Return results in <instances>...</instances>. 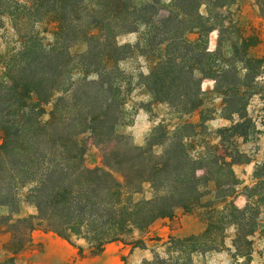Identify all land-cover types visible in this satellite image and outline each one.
<instances>
[{"label":"trees","instance_id":"1","mask_svg":"<svg viewBox=\"0 0 264 264\" xmlns=\"http://www.w3.org/2000/svg\"><path fill=\"white\" fill-rule=\"evenodd\" d=\"M214 1L219 7L228 3ZM161 3L168 14H159ZM198 6L197 0H93V7L86 0L32 1L37 18L54 12L59 23L52 44L29 36L6 80H0V209L8 210L1 218L13 253L31 244L34 229L55 234L80 255L84 248L99 255L112 242L145 248L143 236L137 235L181 209L198 212L204 230L169 236L165 255L153 251L140 264H192L194 253L224 248L229 227L234 229L233 256L251 261L252 237L264 231V162L254 170L256 183L243 187L246 203L238 207L232 201L240 184L233 161L212 146L193 153L189 140L197 134V124L183 121L172 131L158 124L144 145L117 131L124 73L114 62L134 44L121 45L116 38L144 26L145 46L159 55L139 75L153 99L179 114L191 113L201 106L203 78L212 77L229 117L238 116L218 129L223 143L232 135L246 136L252 124L246 98L264 92L256 88L264 56H247L244 38L239 47L231 44L226 67H214L219 54L186 37L216 27ZM8 7L12 5L0 0V14ZM78 40L86 48L72 54L70 44ZM88 140L101 151L100 165L85 162ZM146 183L152 195L136 198ZM23 188L26 192L20 194ZM21 202L32 204L35 213L13 218ZM14 260L0 264H16Z\"/></svg>","mask_w":264,"mask_h":264},{"label":"rangeland","instance_id":"2","mask_svg":"<svg viewBox=\"0 0 264 264\" xmlns=\"http://www.w3.org/2000/svg\"><path fill=\"white\" fill-rule=\"evenodd\" d=\"M6 1L12 5V8L8 7L0 14V80H6L8 69L16 63L19 52L29 36H36L45 45L52 44L59 23L58 15L54 12H48L37 18L31 8L33 0ZM140 1L147 0H135V2ZM226 1L228 3L224 7H219L214 0H197L200 14L209 17L216 27L207 34L200 35L196 30L186 33L189 39L197 41L208 51H216L219 54L214 56L216 65L214 67L218 65L226 67L228 60L229 62L232 60L231 44L236 43L239 47L244 38L247 40L242 49L246 50L247 56L253 58L264 56V0ZM86 2L88 6L93 7V0ZM168 13L169 9L164 8L161 3L159 14ZM147 36L146 28L140 26L137 31L124 32L116 38L118 44H134V48L126 53L125 57L114 62L124 73L120 85L122 119L117 131L128 135L133 144L144 145L146 138L158 124H163L170 131L183 121L197 124L194 129L197 134L189 140L193 153L198 155L207 146H212L220 155L233 161L232 170L240 184L232 201L236 206L243 207L246 203V191L243 187L256 183L254 170L258 164L264 162V92L246 98V113L252 123L246 136L232 135L223 143L218 129L238 121V116L233 114L229 117L230 110L224 104V96L216 89V82L212 77L203 78L200 85L203 92L201 106L191 113L179 114L168 103L153 99L139 77L141 73L148 72L159 56L157 51L145 46ZM137 43L139 46L136 45ZM70 45L69 50L72 54L83 52L86 48L85 43L79 40L73 41ZM142 50L146 55L142 54ZM260 70L256 78L258 84L256 88L264 91V65ZM74 73L77 74L78 71L74 70ZM47 108L49 109L50 105H47ZM85 162L91 167L101 163V151L91 140H88ZM25 192L26 188L20 190V194ZM151 195L152 192L146 183L142 192L135 197ZM19 208V213L13 214V218L35 213L34 206L26 202H21ZM261 210L260 216L264 219V206ZM7 213L6 208L0 209V262L8 263L14 258L16 264H140L142 259L152 256L153 251L165 255L164 242L169 236L195 235L205 228V222L198 212L186 213L178 209L173 216L156 220L145 232L137 235L143 236L145 248L131 249L130 245L113 242L108 244L99 255H90L85 248L84 254L80 255L78 249L55 234L34 229L31 232V244L25 250L13 253L11 234L5 220L1 218V215ZM233 235V227L227 228L225 247L194 253L192 264H264V231L259 229L252 237L250 262L233 256L231 246Z\"/></svg>","mask_w":264,"mask_h":264},{"label":"crops","instance_id":"3","mask_svg":"<svg viewBox=\"0 0 264 264\" xmlns=\"http://www.w3.org/2000/svg\"><path fill=\"white\" fill-rule=\"evenodd\" d=\"M113 243V242H112Z\"/></svg>","mask_w":264,"mask_h":264}]
</instances>
